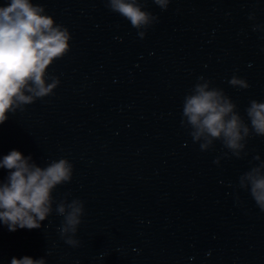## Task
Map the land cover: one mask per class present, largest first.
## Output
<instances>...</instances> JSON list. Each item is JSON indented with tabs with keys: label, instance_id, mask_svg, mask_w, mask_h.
I'll return each mask as SVG.
<instances>
[{
	"label": "clouds",
	"instance_id": "obj_1",
	"mask_svg": "<svg viewBox=\"0 0 264 264\" xmlns=\"http://www.w3.org/2000/svg\"><path fill=\"white\" fill-rule=\"evenodd\" d=\"M153 2L167 10L170 0ZM107 6L127 19L140 38L146 35L141 29L157 19L142 10L138 0H108ZM70 39L68 29L56 24L52 16L45 14L43 6L31 0H9L0 7V124L8 119V113L23 110V106L51 95L58 87L59 78L53 76L49 83L47 71L55 60L69 52ZM198 79L202 83H197L192 94L184 99L182 125L191 128L190 135L194 142H200L202 151L221 140L239 158L246 138L253 132L264 136V102L250 101L246 109L250 130L236 111L237 105L222 89L211 88V82L203 76ZM229 84L241 89L250 87L237 76ZM31 161V156L25 157L18 150L10 151L0 160V168L9 170L6 182L0 184V221L12 232L17 228H40L53 211V190L72 179L73 165L67 159L52 161L43 168ZM240 186L250 188L256 205L264 211V163L241 176ZM55 211L63 217L61 238L67 245L78 247L80 241L75 236L82 223L84 203L79 199L70 203L61 201ZM11 264H46V260L13 257Z\"/></svg>",
	"mask_w": 264,
	"mask_h": 264
}]
</instances>
